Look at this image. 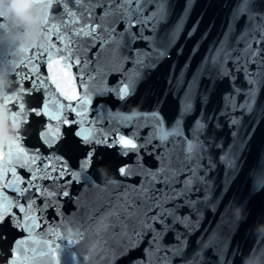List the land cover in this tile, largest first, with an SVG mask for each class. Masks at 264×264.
Segmentation results:
<instances>
[{
  "label": "water",
  "instance_id": "1",
  "mask_svg": "<svg viewBox=\"0 0 264 264\" xmlns=\"http://www.w3.org/2000/svg\"><path fill=\"white\" fill-rule=\"evenodd\" d=\"M64 3H68L70 10H75L70 0H60L59 7L55 5L50 10V14L55 15L54 20L50 16V21L56 22L61 27V31H63V26L59 24V21L63 15ZM186 3L190 4V10L183 31L174 46L170 48V58L158 61L155 68H145L142 82L139 83L138 87L130 90V95L124 100L118 99L114 93L103 96L92 95V104L88 106V114L83 117L84 122L79 127L73 124L59 125L61 137L53 141L51 147L44 144L39 135L42 126H46L48 123L47 118L36 117L31 113V109L38 107L47 100V96L44 95L43 90L32 91L29 94L25 90L29 89L30 81L24 79L27 58L31 56L34 62L38 61L40 58L37 53H43V49L28 48V52L20 54L17 51V45L9 43L0 46V62L10 65L15 62L17 65L12 68L11 79L15 82L14 87H20L24 90L25 110L23 112L18 110L21 100L15 96H10L11 101L8 102L12 110L22 116L24 120L19 134L23 144L27 146V150L35 149L42 153L41 159H38L34 165L29 164L28 167L40 168L43 163L46 167L38 175H43L47 171L50 175L55 176L56 174L50 171L51 167H58L55 158L43 159V157L55 153L66 161L73 170L79 171V165L88 150L87 146L75 135V132L80 128H83L85 132H91L93 136L107 134L109 138L118 139L123 134L126 139L134 138V142L139 145L144 143L155 124V121L150 118L145 119L144 114H148L150 117L151 112L157 110L165 121L166 128L173 125L181 112V97L184 94L183 88L177 90L175 87V75H179L187 62L189 67L186 70L185 81L190 80L193 73L196 72L197 84L193 86L196 98L193 111L183 117L182 129L185 135H188L189 130L194 126V121L198 118L207 122L205 130L200 133V136L208 142L207 152L215 158L216 166L207 174L212 193L209 202L213 203L215 207L210 209L203 205L197 206L203 215L199 217V223L195 225V230L188 235V248L185 255L192 253L197 246L198 238L202 234L215 231L225 245L223 249H220L224 258L223 264H242L243 259L254 248L264 246V241L257 244L253 234L254 222L264 224V188L256 190L255 193L252 191L254 182L264 185V119L258 118V110L264 106V87L259 91L253 113L245 115L242 125L238 128L231 126L228 116L224 114L225 107L231 97H234L231 99V103H242L245 100L244 93L235 94L230 78L228 76L218 78L217 72L211 65L206 67L203 74L196 70L205 56L211 54L210 50L222 38L229 26L234 10L242 3V0H168L170 15L166 22L158 26L155 33L158 46L167 43L168 33L182 16ZM253 8L257 12H264V0H255ZM125 15L127 16V13ZM259 23L257 17V19L249 22L247 27L255 28ZM196 24L198 27L195 34L189 38L188 32ZM119 27L123 28V24ZM245 27L244 18L235 22L233 41ZM49 40L56 43L58 47H63L55 33L48 37V43ZM132 47L146 49L147 45L144 42H137ZM194 47L198 50L194 51ZM239 47L242 48L243 45ZM178 49H182V54H177ZM53 51L55 52V49ZM92 51L94 52L95 49ZM121 52L125 56L133 55L125 49H121ZM235 55H240V53L237 52ZM117 61V56H113L110 61L107 59V53H105V58L97 61V63L101 65L102 69H106L110 73L120 67V62ZM40 62L43 63V61ZM123 66L129 70L125 78L133 79L135 69L131 60ZM227 67L231 69L233 65L229 63ZM41 71L47 72L46 64L41 68ZM71 71L76 75L75 67ZM103 75V72L97 75L94 81L86 79L84 84H81L78 79H74L71 83L65 81V89L71 94V89L75 88L77 95L82 98L85 89L94 93L102 88ZM234 75L236 88L246 89L249 87L245 82L243 73H234ZM62 78L63 73L58 72L57 79L62 80ZM119 78L116 74L107 75V83L114 86ZM45 87L54 88L51 81ZM60 99L63 101L62 97ZM63 102L68 103V101ZM72 103H76V101H72ZM97 105L104 107L98 109ZM133 114H135L134 119H123L124 116H132ZM233 114L239 116L241 112L237 110ZM64 115L81 120V117L76 116L75 113L65 111ZM97 117H99L97 124L90 125L89 119H97ZM50 123L53 126L52 131L51 133L45 131V136L51 141L58 125L56 121ZM217 123L219 127H216ZM234 131L236 132L235 136L233 135ZM177 139L181 142L174 146L170 142L169 147L164 150L162 155L174 157L173 163L180 166L184 146L182 138ZM156 143L158 142L153 140L146 147L140 148V158L131 150H129V155H121L124 150L119 145L112 148L105 144L95 145L96 154L93 157V164L78 182L72 181L67 175L58 181L52 179L38 180L36 182L38 185H48L52 191H55L59 184L67 180L69 195L67 197L58 196L53 199V203L56 200L59 201L58 209L51 205L43 209V204L46 202L45 198L40 193H34L38 196L36 204L41 207V211L35 212L34 215L43 217V223L34 230V239L40 243L34 246L37 247L38 252L45 247V241L60 247L50 256H35L29 260L28 264H55L57 258L60 264H133V261L139 264V261L145 258V250L149 247L151 234L144 236L138 247L132 245V250H129L128 246L122 242L123 237L106 227L109 221L105 213L110 207L114 193L122 187L139 184L141 177L135 173L145 172L149 168H157L158 160L155 153L159 152L160 149L153 147ZM217 145L222 147H217ZM3 153L5 151L0 149V154ZM222 153H227L229 157L235 155L237 167L228 168L226 162L219 159ZM124 166H127L129 171L133 173L131 177L122 175L118 171L120 167ZM16 167L22 176L28 175L20 167L19 162L16 163ZM100 168H106L108 174L114 177L117 182L109 184L106 180H102L98 171ZM8 177H10V173L8 176L0 178V187ZM183 178V176L180 177V179ZM4 194L10 197L16 195L7 189L4 190ZM203 194V191L194 193L193 198L197 195L203 196ZM237 208L241 211L240 220H236L234 216ZM12 211L17 210L13 208ZM189 211L187 207L181 209L182 213H189ZM192 218L197 219L195 213H193ZM177 228L187 234L180 225H177ZM77 231L82 232V238L69 245L68 239L75 236ZM53 233H59L61 238L58 239ZM26 235L27 233L12 227L11 223L6 222L0 225V264H4L5 260L13 258L10 249L14 246L15 240L24 238ZM91 242L97 243V249L89 253L88 245ZM163 243L166 245L175 243L173 233L169 232L164 237ZM149 259L155 261L156 258L152 255ZM217 259L215 252L210 249L205 253L204 264H217ZM173 264H179V260H175Z\"/></svg>",
  "mask_w": 264,
  "mask_h": 264
},
{
  "label": "snow or ice",
  "instance_id": "2",
  "mask_svg": "<svg viewBox=\"0 0 264 264\" xmlns=\"http://www.w3.org/2000/svg\"><path fill=\"white\" fill-rule=\"evenodd\" d=\"M70 2L75 10H70L68 3L63 4V15L59 21V24L63 26V31L56 22L50 21V16L54 20L55 15L50 14L46 5H41L44 8L45 16L42 30L48 37L55 33L63 47H58L56 43L49 40L47 49L43 53H37L40 58L38 61L34 62L31 56L26 61L24 79L30 81V85L29 89L25 91L30 94L32 91L43 90L44 95L47 96V100L38 107L31 109V113L36 117L47 118L48 123L46 126H42L39 135L42 142L49 147L53 141L61 137L59 125L73 124L79 127L84 122L83 117L88 114V106L92 104V95L103 96L114 93L118 99L124 100L130 95V90L138 87L139 83L142 82L145 68H155L158 61L170 58V48L174 46L183 31L190 10V4L186 3L182 16L168 33L167 43L158 46L155 33L158 26L166 22L170 15L168 0H70ZM254 4L255 0H242V3L234 10L232 19L222 38L210 50L211 54L205 56L196 70L203 74L206 67L211 65L217 72L218 78L224 76L230 78L235 94L244 93L245 100L242 103H231V99L234 98L231 97L224 110V114L228 116L229 124L234 128L242 125L245 115L253 113L259 91L264 87V12L255 11ZM56 5L59 7L60 0ZM257 17L260 23L255 28H248L249 22L257 19ZM241 18L245 19L246 27L233 41L235 22ZM121 24H123V28L119 27ZM197 27L198 24L193 25V28L188 32L189 38L195 34ZM137 42L146 43L147 48L132 47ZM240 45L243 47H239ZM93 49H95L94 52ZM121 49L129 51L133 55L125 56ZM196 50L198 49L194 47V51ZM17 51L23 54L29 49L19 48ZM237 52L240 55H235ZM105 53H107V59L110 61L113 56L118 57L117 62H120L118 69L109 73L97 63V61L105 58ZM177 54H182V49H178ZM129 60L135 69L133 79L125 78L129 70L125 69L123 65ZM229 63L233 65L231 69L227 67ZM45 64L46 73L41 71ZM10 66L12 71V68L17 65L13 62ZM73 67L77 70L76 75L71 71ZM188 67L186 62L179 75H175L176 89H184L183 97H181V112L178 118L172 126L166 128L165 121L157 110H153L150 117L148 114H144L145 119L150 118L155 121V124L142 144L138 145L134 142V138L126 139L123 134L118 139L109 138L107 134L93 136L91 132H85L83 128H80L75 132V135L87 146L88 150L79 165V171L73 170L66 161L55 153L43 157L44 160L55 158L57 161L58 167H51L50 169L51 173L56 174L55 176L50 175L47 171L43 175H38L46 167L43 163L40 168L28 167L29 164H36L37 160L41 159L42 153L35 149L27 150V146L23 144L20 136L18 141L9 145L6 153L0 154V161H6L10 165L0 167V178L8 176L10 173V177L0 187V225L8 222L11 223L12 227L27 233L24 238L15 240L14 246L10 249L13 258L5 260L4 264H28L29 260L35 256H50L60 247L45 241V247L38 252L37 247L34 246L40 243L34 239V230L43 223V217L34 215L35 212L41 211V207L36 204L38 196L34 193H40L45 198L46 202L43 204V209L50 205L58 209L59 201L56 200L53 203V199L58 196L67 197L69 195L68 181L65 180L59 184L55 191H52L48 185H38L36 183L38 180L52 179L58 181L67 175L72 181L78 182L93 164V157L96 154L95 145L105 144L109 148L119 145L124 150L121 155L127 156L131 150L140 158L139 149L146 147L153 140L158 142L153 147L160 149L159 152L155 153L158 160L157 168H149L145 172L135 173L141 177L139 184L122 187L112 195L110 207L105 213L109 221L106 227L122 236V242L128 246L129 250H132V245L138 247L144 236L151 234L149 247L145 250V258L141 259L139 264H173L175 260H179V264H204L205 253L210 249L218 257L217 264H223L224 258L220 249H223L225 245L215 231L202 234L198 238L197 246L192 253L185 255L188 248V235L195 230V225L199 223V217L203 215L197 206L203 205L210 209L215 207L213 203L209 202L212 193L207 174L216 166L215 158L207 152L208 142L200 136V133L205 130L207 122L198 118L194 121V126L189 130L188 135H185L182 129L183 117L193 111L196 98L193 86L197 84V75L194 72L192 78L186 82L185 74ZM58 72L63 73L62 80L57 79ZM102 72L104 73L102 88L94 93L85 89L81 98L77 95L75 88L71 89V94L65 89V81L71 83L74 79H78L81 84H84L86 79L94 81L96 76ZM234 73H243L245 82L249 87L246 89L236 88ZM112 74L120 77L114 86L107 83V75ZM49 81L54 86L53 89L45 87ZM60 97L68 103H64ZM8 100L11 101V97ZM72 101H76V103H72ZM103 107V105H97L98 109ZM18 110L20 112L25 110L23 102L19 103ZM237 110L241 112V115L233 114ZM65 111L75 113L76 116L81 117V120L65 116ZM258 111V118L264 119V106ZM134 118L135 114L123 117L125 120ZM98 119L99 117L89 119L88 122L90 125H96ZM51 121H56L58 126L50 141L46 138L45 131L51 133L53 127ZM216 127H219L218 123ZM233 135H236L235 131ZM177 138H182L184 146L180 166L173 163L174 157L162 155L164 150L169 147L170 142L172 146L181 142ZM217 147L222 146L217 145ZM219 159L226 162V166L230 169L237 167L235 155L229 157L227 153H222ZM17 162L28 173L26 177L18 172ZM118 171L128 177L133 175L127 166L120 167ZM181 176L184 178L180 179ZM261 188H264V185L254 182L252 191L255 193ZM5 189L14 192L16 195L10 197L4 194ZM201 191L204 193L203 196L197 195L193 198L194 193ZM185 207L190 210L189 213L181 212V209ZM13 208L17 211L13 212ZM193 213L197 217L195 220L192 218ZM234 216L236 220L241 219L239 208L235 210ZM258 224V222H254V227ZM177 225L184 228L187 234L179 231ZM169 232L173 233L175 243L166 245L163 240ZM53 234L58 239L61 238L59 233ZM82 235L81 231H77L75 236L68 239V244L72 245L81 239ZM152 255L155 256V261L149 259ZM55 264H60L58 258L55 260ZM133 264H137V262L133 261Z\"/></svg>",
  "mask_w": 264,
  "mask_h": 264
},
{
  "label": "clouds",
  "instance_id": "3",
  "mask_svg": "<svg viewBox=\"0 0 264 264\" xmlns=\"http://www.w3.org/2000/svg\"><path fill=\"white\" fill-rule=\"evenodd\" d=\"M58 0H0V46L9 43L19 48H39L46 50L48 36L42 30L45 19L44 8L46 5L50 11ZM11 79V66L9 63L0 62V149L5 153L9 145L19 139L24 120L17 112L13 111L8 98L15 96L23 102L24 90L14 87ZM10 166L6 161H0V167ZM102 180L107 183H116L114 177L108 174L106 168L98 169ZM253 234L257 244L264 241V224H258ZM89 253L97 249V243L88 245ZM242 264H264V246L254 248L246 256Z\"/></svg>",
  "mask_w": 264,
  "mask_h": 264
}]
</instances>
